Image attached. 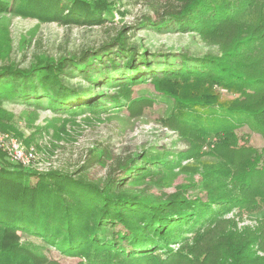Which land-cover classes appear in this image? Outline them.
I'll list each match as a JSON object with an SVG mask.
<instances>
[{"label": "trees", "instance_id": "obj_1", "mask_svg": "<svg viewBox=\"0 0 264 264\" xmlns=\"http://www.w3.org/2000/svg\"><path fill=\"white\" fill-rule=\"evenodd\" d=\"M147 2L154 16L145 17L146 28L199 33L207 42L220 43L222 56L197 57L192 64L185 53L158 56L131 42L133 35L124 27L99 49L86 50L84 62L74 56H36L28 68L2 65L0 128L10 132L4 101L23 100L63 111L67 123L80 114L103 113L105 100L113 110L141 104L148 98L133 97L132 87L150 79L174 100L165 125L179 128L195 148H201L207 134L215 135L213 152L220 163L204 173L210 199L192 200L181 192L162 198L148 191V185L136 186L170 168L171 151L118 156L106 176L95 181L86 173L108 158L107 149L86 155L75 173L35 172L5 163L0 153V264H58L46 259L42 246L21 241L23 233L80 257L77 264H163L155 258L159 252L186 264L189 255L174 248L183 245L189 233L215 231L223 215L235 207L254 213L264 206V147L241 143L236 132L248 125L264 138V0ZM114 6L110 0H0V15L10 12L42 22L92 27L105 22ZM232 26L239 30L228 41L224 36ZM78 73L88 83L87 92L65 81ZM213 83L235 97L214 91ZM95 86L121 92L105 99L102 89L94 92ZM12 134L19 138L17 132ZM219 173L237 188L236 195H212L225 184L211 181V175L216 178ZM228 228L216 236L222 258L215 264H264V254H258L264 253V216L256 230Z\"/></svg>", "mask_w": 264, "mask_h": 264}, {"label": "rangeland", "instance_id": "obj_2", "mask_svg": "<svg viewBox=\"0 0 264 264\" xmlns=\"http://www.w3.org/2000/svg\"><path fill=\"white\" fill-rule=\"evenodd\" d=\"M110 1L115 2L112 14L108 15V19L101 25L92 27L42 22L10 12L1 14L0 66L13 63L20 68H28L36 56L55 59L74 56L79 62H84L88 58V55L84 54L86 50L99 49L124 27L128 34L133 35L131 42L158 56L185 53L189 56L188 64H192L197 57L223 54L220 43L207 42L199 33L159 32L152 27L146 28L143 25L145 17L153 15L147 0ZM238 30L239 28L232 26L228 35L224 37L231 41ZM226 41L224 38L221 40ZM169 61L177 60L169 57ZM149 80L132 87L133 97L145 95L148 98L132 108L124 106L122 109L113 110L110 102L105 100L107 110L103 113L99 115L89 113L86 116L80 114L64 123L63 120L65 117L67 119L68 115L63 111L38 108L37 105L23 100L4 101L3 107L7 113L4 122L9 127L7 130L14 134L17 132L26 146L36 145L39 158L52 162L53 168L47 171L63 170L75 173L86 155L96 150L107 149L108 158L86 173V177L93 181L104 178L108 167L118 156L133 152L152 156L156 154L154 152L171 151L172 155L169 158L174 162L170 168L162 169L158 175L140 181L136 186L148 185V191L162 198L181 192L192 200L197 198L207 201L210 199V193L205 187L204 173L207 167L212 168L220 163V159L213 152L217 139L214 134H207L201 148H195L193 142L179 128L165 125L167 117L173 111L174 100L161 93L155 83ZM65 81L87 92L88 83L81 74L70 75ZM101 89L106 94L105 99L121 92L119 89L101 86L93 88L94 92ZM212 89L228 99L235 97L234 93L217 83L212 84ZM236 132L241 143L247 142L260 150L264 147L262 134L248 125H241ZM2 160L21 167L4 157ZM26 168L35 172H47L34 167ZM211 177L215 185L225 183L214 190L212 195L219 199H225L229 194L236 195L237 188L220 173L216 178L214 174ZM263 216L264 206L254 213H249L241 206L235 207L223 215L215 231L203 230L199 236L189 233L183 245H176L174 249L180 248L183 253L189 255L186 264H215L222 258L216 244L221 240L216 236L219 237L221 232H225L226 227L229 230L228 225L232 230L242 233L245 227L256 230ZM20 238L21 241L42 246L46 259L56 261L58 264H77L81 260L80 257L62 253L36 236L23 233ZM165 254L166 252H159L156 260H162L163 264H183L181 258L172 260ZM258 254L264 253L258 251Z\"/></svg>", "mask_w": 264, "mask_h": 264}, {"label": "built area", "instance_id": "obj_3", "mask_svg": "<svg viewBox=\"0 0 264 264\" xmlns=\"http://www.w3.org/2000/svg\"><path fill=\"white\" fill-rule=\"evenodd\" d=\"M0 153H3L10 162L23 167H34L40 171L53 168L52 162L38 157L36 145L26 146L20 138L1 128Z\"/></svg>", "mask_w": 264, "mask_h": 264}]
</instances>
